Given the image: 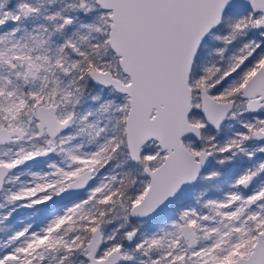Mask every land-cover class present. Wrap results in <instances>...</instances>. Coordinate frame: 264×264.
<instances>
[{"label":"snow or ice","instance_id":"1","mask_svg":"<svg viewBox=\"0 0 264 264\" xmlns=\"http://www.w3.org/2000/svg\"><path fill=\"white\" fill-rule=\"evenodd\" d=\"M0 264H264V0H0Z\"/></svg>","mask_w":264,"mask_h":264}]
</instances>
